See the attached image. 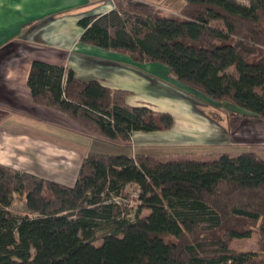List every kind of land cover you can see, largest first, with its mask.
<instances>
[{
	"label": "trees",
	"instance_id": "trees-1",
	"mask_svg": "<svg viewBox=\"0 0 264 264\" xmlns=\"http://www.w3.org/2000/svg\"><path fill=\"white\" fill-rule=\"evenodd\" d=\"M181 1L168 12L112 0L109 12L77 20L79 43L164 65L190 96L239 108L229 130L244 117L264 121V0ZM27 86L34 103L112 142L174 125L169 113L128 106L126 91L40 60ZM128 186L138 206L125 212L112 198ZM15 200L26 215L11 214ZM253 234L258 251L231 247ZM0 264H264V160L88 152L71 186L0 165Z\"/></svg>",
	"mask_w": 264,
	"mask_h": 264
},
{
	"label": "crops",
	"instance_id": "crops-1",
	"mask_svg": "<svg viewBox=\"0 0 264 264\" xmlns=\"http://www.w3.org/2000/svg\"><path fill=\"white\" fill-rule=\"evenodd\" d=\"M142 1L152 3L156 0ZM112 9V0H0V113L9 115L6 123L12 122L14 128L28 129L32 121L43 128L60 122L67 127L60 126L63 129L60 131L77 134L78 125L66 115L32 101L27 78L31 62L40 60L62 66L80 80H97L110 90L128 92L125 99L128 106H145L173 117L174 125L170 130L132 133L135 151L151 149L164 154L197 148L202 155L253 153L264 160V121L244 119L238 128L243 129L244 135L236 139L237 134L227 133L224 125L218 126L194 111L183 99L185 88L169 76L164 65L137 63L126 55L80 44L81 29L77 20ZM21 120L23 123L19 122ZM240 142L245 143V149L236 147L238 152H231L233 145H241ZM107 143L124 151L118 142ZM56 144L63 142L58 140ZM194 158L189 157L197 160ZM0 161L4 162H0L1 165H7L6 161ZM70 177H65V182ZM74 180L64 185L71 186Z\"/></svg>",
	"mask_w": 264,
	"mask_h": 264
},
{
	"label": "rangeland",
	"instance_id": "rangeland-1",
	"mask_svg": "<svg viewBox=\"0 0 264 264\" xmlns=\"http://www.w3.org/2000/svg\"><path fill=\"white\" fill-rule=\"evenodd\" d=\"M236 1L242 4H247L245 0ZM152 3L168 12H172V10L176 9L182 3V1L156 0ZM183 91V94H186V97H184L183 99L186 100V102H188L192 106V108L194 109V111L197 112V114L199 113L200 116L205 117L206 119H208L212 123L217 124L218 126L224 125L227 133L237 134L236 139H242V136L244 135L242 132L243 129L240 130L238 128L244 123L243 120L248 118L249 116L242 118L241 121H239L238 126L236 125V127L232 130H229L228 125V120L237 114L243 113L242 110L227 103H215L202 96L201 98H194L189 95L188 89H184ZM8 116L9 115H7V113H0V159L6 161L5 164H7L3 166L12 168L14 170L31 173L57 182L60 181L63 185H70L73 182L79 165L84 155L88 152L101 153L107 155H117L126 153H129V155H133L134 153H142L134 150V144L131 141V136L129 143H122V145L120 146L121 142H118V146L120 148H123L125 151L124 152L120 150L116 145L108 144L107 141L109 140L106 141V139H103L96 134L87 132L79 126L78 128L75 127L78 130L77 134L74 132H71L70 134V131L68 130H65V132L60 131L63 130L62 128H67L64 125L62 126V123L60 122H56L55 124L52 123L53 126L48 124L43 128V126L39 125V123H33L35 121H32L29 124L31 128L18 129L13 127L12 122L6 123V118ZM19 122L23 123L22 120ZM60 126H62V128H59ZM59 134L63 135L59 136ZM58 140L60 142H63V144H56ZM65 140L69 141L66 142ZM243 144L245 143H241V145L237 146L233 145L231 152H238L235 149L236 147H239V149L241 148V150L245 149L243 148ZM143 153H159L160 160L162 161H171L175 159H184L189 157H195L194 159L197 160L208 161L218 156L214 153L202 155L197 152V148H194L193 150H176L174 152L164 154H160V152H157V150L148 149L144 150ZM229 154L235 156V154L233 153ZM68 175H70L71 177L69 178L68 182H65V177H67ZM123 194L124 195L122 197L112 198L113 202H116L122 211H133L138 206L136 189L132 186H128L125 188ZM10 212L11 214L16 216L26 215L22 203L17 200L14 201ZM148 214L149 211L147 209H144L142 210L141 216H147ZM106 233V230L103 229L96 233V245L100 244L102 237ZM259 241V235L253 234L250 238L247 239L234 240L231 243V247L238 251L256 252L259 249Z\"/></svg>",
	"mask_w": 264,
	"mask_h": 264
}]
</instances>
